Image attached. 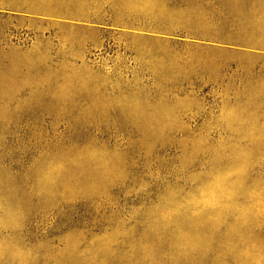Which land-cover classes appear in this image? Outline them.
<instances>
[{
	"label": "rangeland",
	"instance_id": "1",
	"mask_svg": "<svg viewBox=\"0 0 264 264\" xmlns=\"http://www.w3.org/2000/svg\"><path fill=\"white\" fill-rule=\"evenodd\" d=\"M0 264H264V0H0Z\"/></svg>",
	"mask_w": 264,
	"mask_h": 264
}]
</instances>
